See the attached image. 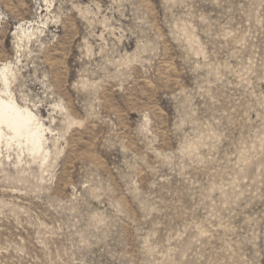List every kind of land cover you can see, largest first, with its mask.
<instances>
[{"label":"rangeland","instance_id":"obj_1","mask_svg":"<svg viewBox=\"0 0 264 264\" xmlns=\"http://www.w3.org/2000/svg\"><path fill=\"white\" fill-rule=\"evenodd\" d=\"M4 63L0 264H264V0H0Z\"/></svg>","mask_w":264,"mask_h":264},{"label":"bare ground","instance_id":"obj_2","mask_svg":"<svg viewBox=\"0 0 264 264\" xmlns=\"http://www.w3.org/2000/svg\"><path fill=\"white\" fill-rule=\"evenodd\" d=\"M8 63L0 64V145L16 143L25 146L32 154L46 147L44 124L28 107H22L10 93Z\"/></svg>","mask_w":264,"mask_h":264}]
</instances>
